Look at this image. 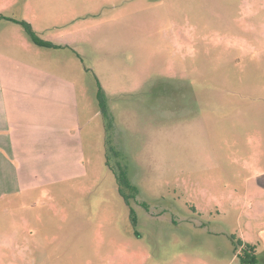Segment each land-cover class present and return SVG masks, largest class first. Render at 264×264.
Here are the masks:
<instances>
[{
	"label": "rangeland",
	"instance_id": "rangeland-1",
	"mask_svg": "<svg viewBox=\"0 0 264 264\" xmlns=\"http://www.w3.org/2000/svg\"><path fill=\"white\" fill-rule=\"evenodd\" d=\"M0 15L68 44L82 129L80 173L0 189V264H249L239 241L264 264V0H0Z\"/></svg>",
	"mask_w": 264,
	"mask_h": 264
},
{
	"label": "crops",
	"instance_id": "crops-1",
	"mask_svg": "<svg viewBox=\"0 0 264 264\" xmlns=\"http://www.w3.org/2000/svg\"><path fill=\"white\" fill-rule=\"evenodd\" d=\"M16 27L0 20V189L25 188L32 177L55 181L65 168L82 167L78 88L61 67L68 44L44 40L61 47H41Z\"/></svg>",
	"mask_w": 264,
	"mask_h": 264
},
{
	"label": "trees",
	"instance_id": "trees-1",
	"mask_svg": "<svg viewBox=\"0 0 264 264\" xmlns=\"http://www.w3.org/2000/svg\"><path fill=\"white\" fill-rule=\"evenodd\" d=\"M0 19H4V17L0 15ZM5 20H10V21L15 22L16 24H19L24 29L27 36L32 40V42L38 46L46 47V48H60L61 47V46L54 45L50 42L44 41V40L40 39L39 37H37V35H35L33 30L31 29L30 25L24 21H17V20L7 19V18H5ZM97 101H98V106H99V109L101 112V116L104 120V127H105V130L107 131L111 127V124L109 121V113H108V108H107V104H106V98L103 95V93L101 92V90H99L97 93ZM106 144H107V141H106ZM105 162H106V166L114 173L116 183H117L118 195L127 204H129V202H128L129 198L134 195L133 193H135V191H134V189H132V186H130V183L127 180V178L124 176V173L122 171H119L118 169L115 170V167L113 166V164L110 160V153H109L108 148L106 151ZM127 188L132 190L130 195H128L126 193ZM238 244L242 248V251L245 255V258L247 259V262L249 264H251V263L253 264L254 260H255V256H256V252H255L256 247L254 245H251L248 243L242 244V242H240V241L238 242Z\"/></svg>",
	"mask_w": 264,
	"mask_h": 264
}]
</instances>
